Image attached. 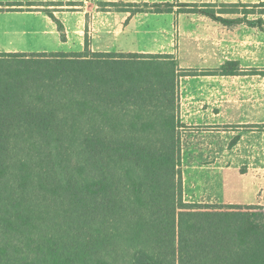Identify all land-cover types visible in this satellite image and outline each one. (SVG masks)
Returning a JSON list of instances; mask_svg holds the SVG:
<instances>
[{
    "label": "trees",
    "instance_id": "1",
    "mask_svg": "<svg viewBox=\"0 0 264 264\" xmlns=\"http://www.w3.org/2000/svg\"><path fill=\"white\" fill-rule=\"evenodd\" d=\"M110 5L264 31V1ZM195 72L171 53L87 40L0 52V264H264V205L183 200L180 83Z\"/></svg>",
    "mask_w": 264,
    "mask_h": 264
},
{
    "label": "rangeland",
    "instance_id": "2",
    "mask_svg": "<svg viewBox=\"0 0 264 264\" xmlns=\"http://www.w3.org/2000/svg\"><path fill=\"white\" fill-rule=\"evenodd\" d=\"M195 1L219 4L216 0ZM222 9L243 11L242 7ZM93 12L86 16L88 46ZM135 15L111 21V47L174 53L179 61L181 57V64H191L196 71L180 83V120L185 125L180 140L183 200L264 205V68L252 64L259 45L251 35L254 32L234 28L226 33L233 38L206 44L203 35L225 34L202 28L215 24L207 18L195 14ZM9 24L0 16V52L41 51L32 45L38 35L4 32L11 28ZM234 57L240 58V66L234 74L222 75L219 66Z\"/></svg>",
    "mask_w": 264,
    "mask_h": 264
},
{
    "label": "crops",
    "instance_id": "3",
    "mask_svg": "<svg viewBox=\"0 0 264 264\" xmlns=\"http://www.w3.org/2000/svg\"><path fill=\"white\" fill-rule=\"evenodd\" d=\"M174 2L171 0H0L2 3H39L40 6H32L31 9L23 10H5L0 12V16L6 18L11 28H5L4 32H14L19 35L36 34L35 45L41 51H82L85 45V28L86 16L88 11L92 13V25H90V49L93 51H125L114 49L111 47L112 41L109 37V25L113 19L120 18V16H127V20L136 15L129 16L128 12H123L120 9L113 8L111 3H139V2ZM217 2L224 3H257L264 0H216ZM181 2V1H178ZM195 0H188L186 3H194ZM215 2V1H212ZM44 9L52 11L53 15L60 20L64 27L65 39L60 38V33L57 30L55 22ZM175 9V8H174ZM151 14V13H149ZM164 14V13H163ZM169 14V13H168ZM170 14H194V13H176ZM200 17L209 19L206 16L195 14ZM124 18V17H123ZM212 21L211 19H209ZM214 22V21H212ZM202 28L209 31H224L225 34L203 35L206 44H211L215 40H227L233 38L234 35L226 34L234 28L244 27L249 30V34L254 32L252 37L259 43L257 45L258 54L252 59V64L257 68H264V31L256 26H249L244 23L225 25L222 23L214 22ZM264 28V25H263ZM251 37V36H250ZM252 37L250 40H252ZM129 52V50L125 51ZM132 52V51H131ZM140 52V51H139ZM151 53V52H147ZM173 54L179 63L180 68L192 69L191 64H181L178 57ZM227 60L237 61L239 66L241 60L239 57L228 58ZM222 66V65H221ZM221 66H219L221 68ZM241 68V67H240ZM232 75V74H222ZM190 76V75H188ZM187 77V76H185ZM181 109V108H180Z\"/></svg>",
    "mask_w": 264,
    "mask_h": 264
}]
</instances>
